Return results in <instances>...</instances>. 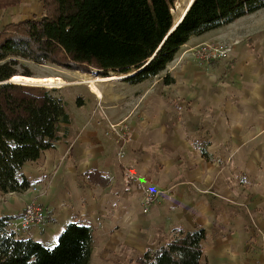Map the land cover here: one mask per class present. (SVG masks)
<instances>
[{"label":"crops","instance_id":"1","mask_svg":"<svg viewBox=\"0 0 264 264\" xmlns=\"http://www.w3.org/2000/svg\"><path fill=\"white\" fill-rule=\"evenodd\" d=\"M23 3L0 11V29L17 17L29 18ZM244 17L187 42L218 36L225 44L235 42L231 55L180 66L167 74L174 79L169 86H156L162 75L138 85L120 80L118 89L135 90L140 101L136 116L127 115L130 108L111 106L102 91L101 98L89 93L77 114L67 104L68 138L21 169L31 189L0 193V218H17L29 202L45 210V225L18 239L53 246L67 224L78 222L93 230L89 264L104 263L120 249L135 252V263L167 243L174 229L201 228L199 264H264V49L255 50L264 30ZM120 123L133 125L121 159L118 128L110 129ZM89 171L109 183H88ZM135 177L159 193L146 214L137 206Z\"/></svg>","mask_w":264,"mask_h":264},{"label":"trees","instance_id":"2","mask_svg":"<svg viewBox=\"0 0 264 264\" xmlns=\"http://www.w3.org/2000/svg\"><path fill=\"white\" fill-rule=\"evenodd\" d=\"M23 0H0V11ZM189 0H42L40 17L10 22L0 29V193L21 194L32 183L21 169L42 152L68 138L72 123L58 89L33 93L8 82L19 75L20 60L55 64L107 78L125 77L127 85L159 78L179 49L191 38L227 26L264 10V0H193L179 25L172 9ZM22 67H24L22 65ZM21 76L33 77L24 67ZM169 86L174 79L162 77ZM80 107V99L76 100ZM202 155L206 157L205 153ZM207 158V157H206ZM88 183L106 186L100 172L85 174ZM15 217L0 218V264H89L93 230L78 222L67 224L56 243L47 246L18 239L8 230ZM205 231L174 229L163 246L147 250L136 264H199Z\"/></svg>","mask_w":264,"mask_h":264},{"label":"rangeland","instance_id":"3","mask_svg":"<svg viewBox=\"0 0 264 264\" xmlns=\"http://www.w3.org/2000/svg\"><path fill=\"white\" fill-rule=\"evenodd\" d=\"M22 3H23V6H22L21 11L24 9L23 12L25 11L26 16H28L29 18L41 16L42 14V4H41L42 1L41 0H37V2L35 0H23ZM186 4L187 3L185 1H178L177 3H175L172 9V14L175 17V19L180 16L181 11L185 7ZM25 9H31V10H25ZM5 13L6 14L4 17L6 19L9 13L8 14L7 12ZM22 19L23 18L21 17H17L16 19H13L12 22H17ZM245 20H250V21L254 20L256 22V26L259 27L261 30H264V10H259L253 15L244 17L243 21ZM210 36H206V41L204 43L195 45V41L197 40H192L191 42L187 43L185 46H182L177 52L176 54L177 56L174 59L173 63L170 64L166 72H163L161 75L164 76V75L170 74L174 69H177L180 66L183 67V65L184 66L187 64L188 65L189 64L198 65L202 61L208 62L210 61V58H208L206 55H218L219 51L228 50V52H226L224 55L232 54V49L234 47L233 45L235 44L234 41L233 42L229 41L228 42L229 44L228 43L225 44L223 41L217 40L218 36H211L212 38H209ZM195 38H198V37H195ZM261 43L262 44L260 48H258V44H257L255 47V50H258L260 52V50L264 49V44H263L264 42H261ZM258 51H255L254 55H258L257 54ZM183 55H188L187 56L188 58L186 59L183 58ZM201 55H204V57L206 58H201ZM20 63H21V66H18L17 68L19 75L20 73L24 71L25 69L24 67H26L30 71V73L33 75V77H55V78L62 79L66 83L67 86L66 85L64 86L63 85L62 86L51 85L50 87L47 85H42V86L41 85H29V86L24 85V86L28 87L35 94H41L44 90L58 89L60 91L59 95L66 101V103L68 104L69 110L71 112H74L75 114H77V109H78V106L76 105L77 99H80L81 101L80 108L82 105L84 106L85 102L87 101L89 102L87 95L91 92H89L90 89L88 88V86L90 82H93V81H94L93 83L99 88V90L102 91V93H104L106 97H109L108 101H111L112 103L111 106L116 107V109H118L121 112L122 111L125 112L126 110L130 108L131 110L128 112L127 114L128 116H136L138 114V108L140 107V101L138 102L136 98L137 95H135V90H128V91L125 90L123 92L122 90L118 89L119 88L118 86L121 83L120 80L122 76L111 75L109 77L114 76L116 78L114 80L105 81V78L97 76L95 71L91 73H82L80 71L67 69V68H64V67H61L55 64L37 65L32 62L25 61V60H20ZM22 65L24 67H22ZM162 76L160 77V81L156 82V86L161 85ZM100 80L101 82H99ZM151 84H155V81L151 82ZM151 88L152 87H150L149 89ZM114 97H117V98H114ZM100 102L101 100H98L95 103V108L98 112L101 113L102 105ZM124 126H126L127 128L126 136H125L126 137L125 145H126L130 139L131 128L133 127V125L127 123V124H124ZM119 127L120 126H118V128ZM140 127H142L140 123L135 124V129H138ZM135 132L137 133V130H135ZM115 141H116V138H115ZM138 179L142 183H145L140 178ZM135 255H136L135 252L131 253L125 249L124 250L120 249L115 254L113 253L109 254L105 258V262L101 264H135L134 263Z\"/></svg>","mask_w":264,"mask_h":264},{"label":"built area","instance_id":"4","mask_svg":"<svg viewBox=\"0 0 264 264\" xmlns=\"http://www.w3.org/2000/svg\"><path fill=\"white\" fill-rule=\"evenodd\" d=\"M228 50L219 51L218 55H224ZM211 59L210 55H206ZM202 58L204 55H201ZM215 57V56H213ZM62 86V85H57ZM118 126H120L118 128ZM111 130L115 131L116 142L119 146V151L117 156L121 159L124 156L123 147L125 145L126 140V126L124 123H120L119 125H111ZM135 183L138 185L139 190L141 192V198L137 200V206L140 208L141 213L146 214L149 211V207L153 205L157 200L158 192H154V187L152 185L145 186V183H142L137 177L134 179ZM45 210L38 204L34 202H29L25 205L20 215L13 219L8 226V230L13 233L17 238L20 237L25 231L32 227H42L45 225Z\"/></svg>","mask_w":264,"mask_h":264},{"label":"bare ground","instance_id":"5","mask_svg":"<svg viewBox=\"0 0 264 264\" xmlns=\"http://www.w3.org/2000/svg\"><path fill=\"white\" fill-rule=\"evenodd\" d=\"M186 5H185V7H186ZM185 7L182 9L181 14L184 11ZM115 78L116 77L112 76V77L106 78L105 81L106 80L107 81L114 80ZM11 80L14 81V82L26 83L24 85H28V86L29 85H41V86L42 85H47V86L50 87L51 85H63V86L66 85V83L62 79L55 78V77H23V76H20V75H15V76H13L11 78ZM93 82H90V84L88 86V88L90 89L89 92H91L92 94H94L97 98H101V96H102L101 91L99 90V88ZM99 82H101V80Z\"/></svg>","mask_w":264,"mask_h":264},{"label":"water","instance_id":"6","mask_svg":"<svg viewBox=\"0 0 264 264\" xmlns=\"http://www.w3.org/2000/svg\"><path fill=\"white\" fill-rule=\"evenodd\" d=\"M192 2H193V0H189V2L187 3V5H186L184 11H183L182 14L180 15V17H178V18L176 19V21H175V23H174V27L172 28V30H171L170 32H172V31H173V30L179 25V23L181 22V20L184 18L186 12L188 11L189 7L191 6ZM23 77H25V76H23ZM124 78H125V77H121V80H123ZM8 82H10V83L20 84V85H22V86H24V84H26V83L14 82V81H12L11 79H10Z\"/></svg>","mask_w":264,"mask_h":264}]
</instances>
